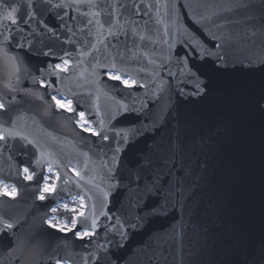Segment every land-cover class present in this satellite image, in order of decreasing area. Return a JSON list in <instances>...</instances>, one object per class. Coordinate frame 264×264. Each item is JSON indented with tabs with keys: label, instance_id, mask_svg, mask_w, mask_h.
I'll list each match as a JSON object with an SVG mask.
<instances>
[{
	"label": "water",
	"instance_id": "obj_1",
	"mask_svg": "<svg viewBox=\"0 0 264 264\" xmlns=\"http://www.w3.org/2000/svg\"><path fill=\"white\" fill-rule=\"evenodd\" d=\"M0 104V264H264V0H0Z\"/></svg>",
	"mask_w": 264,
	"mask_h": 264
},
{
	"label": "rangeland",
	"instance_id": "obj_2",
	"mask_svg": "<svg viewBox=\"0 0 264 264\" xmlns=\"http://www.w3.org/2000/svg\"><path fill=\"white\" fill-rule=\"evenodd\" d=\"M59 66H62V64ZM109 75H111L113 77H117V74H115V73H109ZM121 80H122V82L125 80H127L128 82H132V79L128 78V77H123V78H121ZM54 97H55L56 101L59 100L65 104H67L70 101L69 99H67L63 96L54 95ZM77 122L86 128L93 129L91 127V125L89 124V122H87V124H84L83 121H81V118ZM55 178H56L55 171L53 169L47 167L46 177L44 178V181L42 183V190H45L46 187L48 190H51L53 185H54ZM5 186H7L8 192H12L14 189V187L11 184L4 183V182L0 181V192H5ZM65 205L68 206L67 209L65 208ZM81 205H83V202H82L80 197L61 200L53 206L52 211L54 209H55V211H53L52 215L49 217L48 220L55 222L57 224H60V225H72L73 222H70L69 220L66 219V217L60 216L57 213L60 211H63V210H72V209H75L76 211L80 212L82 210ZM84 232L85 231L83 230V231H79L78 233H84ZM60 264H69V263L60 262Z\"/></svg>",
	"mask_w": 264,
	"mask_h": 264
},
{
	"label": "snow or ice",
	"instance_id": "obj_3",
	"mask_svg": "<svg viewBox=\"0 0 264 264\" xmlns=\"http://www.w3.org/2000/svg\"><path fill=\"white\" fill-rule=\"evenodd\" d=\"M7 7L11 8V10L5 13V15H4V19H7V20L11 21V23L15 24V23H16V20H15V18H14V14H15V12L17 11V9H16L15 7H12L11 5H8ZM4 56H7V52H6V51L4 52ZM114 79H119V77H118V76H117V77H114ZM123 82H124L125 84L128 83L127 80H125V81H123ZM53 99H55V97H53ZM56 103H57V105H58L60 108H62V109H66V110H69V111L72 110L71 101H69L67 104H65V103H62L61 101L57 100ZM3 107H4V105H3V104H0V108H3ZM80 118H81V121H83L84 124H87V121L84 119V113H80ZM85 130H88V129H85ZM0 139H3V137L0 136ZM105 139H107V137H105ZM24 171L27 172L28 169L26 168ZM31 178H32L31 176H28V177H27V179H31ZM47 190H48V189H47V187H46V188H45V191H47ZM4 194H5V195H13V196H14V195H15V190L13 189L12 193H9V192L7 191V186H5V193H4ZM40 198L43 199L44 197L41 196ZM81 206H83V205H81ZM67 207H68V206L65 205V208H66V209H67ZM53 211H55V209H54ZM72 211H75V209H72ZM80 215L83 216V213L81 212ZM75 223H76V221H75V218H74V219H73V225H74V226H75ZM94 223H95V222H93V226H94ZM52 227H55V225H52ZM5 228L10 229V228H12V225L6 223V224H5ZM60 230L63 231L64 229L61 228ZM88 235H91V233H89V232H87V231H85V232L83 233V236H88ZM57 264H59V262H57Z\"/></svg>",
	"mask_w": 264,
	"mask_h": 264
},
{
	"label": "trees",
	"instance_id": "obj_4",
	"mask_svg": "<svg viewBox=\"0 0 264 264\" xmlns=\"http://www.w3.org/2000/svg\"><path fill=\"white\" fill-rule=\"evenodd\" d=\"M78 213V211H72V210H63L58 212L57 214L63 217H66L67 220L70 222H73L74 215Z\"/></svg>",
	"mask_w": 264,
	"mask_h": 264
}]
</instances>
